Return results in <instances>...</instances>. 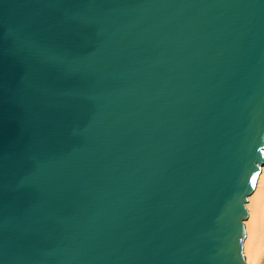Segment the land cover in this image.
<instances>
[{
    "label": "water",
    "instance_id": "1",
    "mask_svg": "<svg viewBox=\"0 0 264 264\" xmlns=\"http://www.w3.org/2000/svg\"><path fill=\"white\" fill-rule=\"evenodd\" d=\"M264 165V0H0V264H246Z\"/></svg>",
    "mask_w": 264,
    "mask_h": 264
},
{
    "label": "bare ground",
    "instance_id": "2",
    "mask_svg": "<svg viewBox=\"0 0 264 264\" xmlns=\"http://www.w3.org/2000/svg\"><path fill=\"white\" fill-rule=\"evenodd\" d=\"M249 214L244 221L246 238L243 243L246 264H264V165L253 193L248 197Z\"/></svg>",
    "mask_w": 264,
    "mask_h": 264
}]
</instances>
